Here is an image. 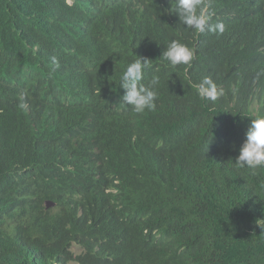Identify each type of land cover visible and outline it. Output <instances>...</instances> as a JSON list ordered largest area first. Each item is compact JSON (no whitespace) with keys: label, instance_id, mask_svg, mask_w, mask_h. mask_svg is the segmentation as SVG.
<instances>
[{"label":"trees","instance_id":"16d2710c","mask_svg":"<svg viewBox=\"0 0 264 264\" xmlns=\"http://www.w3.org/2000/svg\"><path fill=\"white\" fill-rule=\"evenodd\" d=\"M205 2L222 34L174 0H0V264H264V168L235 165L264 115V0ZM139 57L143 114L120 87Z\"/></svg>","mask_w":264,"mask_h":264},{"label":"clouds","instance_id":"9594fccd","mask_svg":"<svg viewBox=\"0 0 264 264\" xmlns=\"http://www.w3.org/2000/svg\"><path fill=\"white\" fill-rule=\"evenodd\" d=\"M174 4L175 14L187 28L199 33L210 31L222 34L224 32L223 23L215 25L211 23L209 4L205 0H174ZM162 57L172 67L178 65L190 67L196 58L193 48L175 40L166 46ZM150 62L149 58L139 57L130 62L120 76V87L124 89L122 99L137 114L155 111L157 108L158 91L156 86L159 83L158 79L154 78L148 86L142 83L145 72L150 68ZM197 89L199 98L204 101L215 103L224 95L223 89H218L217 85L209 78H205L197 85ZM235 165L253 171L264 168V115L251 120Z\"/></svg>","mask_w":264,"mask_h":264},{"label":"rangeland","instance_id":"374dc122","mask_svg":"<svg viewBox=\"0 0 264 264\" xmlns=\"http://www.w3.org/2000/svg\"><path fill=\"white\" fill-rule=\"evenodd\" d=\"M75 251L78 253L79 252V250H77V249H75ZM70 264H77V263H75V262H71Z\"/></svg>","mask_w":264,"mask_h":264}]
</instances>
